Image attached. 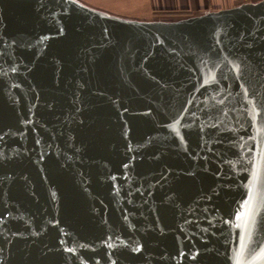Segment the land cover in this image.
I'll list each match as a JSON object with an SVG mask.
<instances>
[{"label":"water","instance_id":"obj_1","mask_svg":"<svg viewBox=\"0 0 264 264\" xmlns=\"http://www.w3.org/2000/svg\"><path fill=\"white\" fill-rule=\"evenodd\" d=\"M261 189L264 0L170 23L0 0V264H237L241 236L261 264Z\"/></svg>","mask_w":264,"mask_h":264},{"label":"crops","instance_id":"obj_2","mask_svg":"<svg viewBox=\"0 0 264 264\" xmlns=\"http://www.w3.org/2000/svg\"><path fill=\"white\" fill-rule=\"evenodd\" d=\"M87 5L109 14L138 21L172 17H193L210 12L230 10L245 4H256L251 0H82ZM264 259V258H263ZM264 264V260L263 263Z\"/></svg>","mask_w":264,"mask_h":264},{"label":"snow or ice","instance_id":"obj_3","mask_svg":"<svg viewBox=\"0 0 264 264\" xmlns=\"http://www.w3.org/2000/svg\"><path fill=\"white\" fill-rule=\"evenodd\" d=\"M257 178H258V173L254 172L252 183H250L248 186V196L244 201L241 202L242 210H238L235 213L237 220H240L243 216H248L251 212V206L257 200V188L255 187V181L257 180ZM260 192H261L260 202L264 203V189H261ZM237 227H240V225L238 224ZM247 235H248V240L251 241V234L248 233ZM240 239L242 241L241 249L239 252H234V255H233V259L237 261V264H239V258L241 254L243 253V250L245 247V245L243 244L244 236H241ZM258 255H264V247L260 248V252L258 253Z\"/></svg>","mask_w":264,"mask_h":264},{"label":"rangeland","instance_id":"obj_4","mask_svg":"<svg viewBox=\"0 0 264 264\" xmlns=\"http://www.w3.org/2000/svg\"><path fill=\"white\" fill-rule=\"evenodd\" d=\"M76 2L80 3L82 6H87V7H90V8H93V9H96V10H100L98 8H94V7H91L89 5H87L85 2H83L82 0H75ZM59 9V8H57ZM61 10V9H59ZM68 11V10H67ZM195 17V16H193ZM186 18H191L189 16H187ZM180 19H185V17H172V18H162V19H155L154 21H163V22H167V23H170V22H176L177 20H180Z\"/></svg>","mask_w":264,"mask_h":264},{"label":"built area","instance_id":"obj_5","mask_svg":"<svg viewBox=\"0 0 264 264\" xmlns=\"http://www.w3.org/2000/svg\"><path fill=\"white\" fill-rule=\"evenodd\" d=\"M245 1H246V2H250L251 0H245ZM257 1H259V2H260V1H263V0H257Z\"/></svg>","mask_w":264,"mask_h":264}]
</instances>
